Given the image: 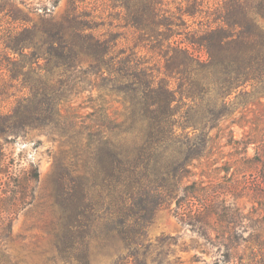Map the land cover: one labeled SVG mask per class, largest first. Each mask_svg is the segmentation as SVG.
Returning <instances> with one entry per match:
<instances>
[{"label": "trees", "instance_id": "1", "mask_svg": "<svg viewBox=\"0 0 264 264\" xmlns=\"http://www.w3.org/2000/svg\"><path fill=\"white\" fill-rule=\"evenodd\" d=\"M58 2L49 0V5ZM83 2L68 0L63 14L53 17L47 5L23 12L19 5H27L24 1L0 0V104L8 106L0 105V139L49 128L61 118L54 105L73 96L69 92L64 97L67 92L59 90L70 91L71 83L78 95L86 90L84 84L91 83L90 93L111 86V93L126 95L124 133L146 132L139 143L124 140L129 145L112 133L97 141L90 133L69 136V161L54 159L50 193L53 204L64 211L65 233L77 234L81 217L86 210L91 213L87 190L92 180L91 187L110 189L105 211L93 208L91 214L92 224H104L109 239L137 247L159 209L187 200L188 207L178 213L180 221L205 228L201 236L220 239L225 263L235 264L242 241L253 240L257 248L249 254L250 264H264V223L257 234L241 238L238 230H252L244 224L250 213L227 198L238 199L236 191L251 194L264 212V126L251 123L239 141L229 130L228 145L242 144L245 152L252 145L255 150L242 162L248 169L242 183H231L222 197L196 189L194 181L190 187L182 185L193 161L208 158L214 140L228 130L220 124L231 114L227 106L232 96L255 95L264 87V0H104L111 10L105 18L96 9L80 7ZM122 30L133 31L132 46ZM141 49L150 56H143ZM83 65L87 68L81 70ZM76 69L83 79H71ZM202 109L203 122L197 118ZM96 115L117 124L106 112ZM82 127L77 124V129ZM170 148L173 153L165 155ZM3 162L0 144V176L5 175ZM37 177L26 174L12 189L0 191L4 231L11 230L15 202L26 198ZM197 198L200 205L194 209L192 200ZM84 232L78 230L81 236Z\"/></svg>", "mask_w": 264, "mask_h": 264}, {"label": "rangeland", "instance_id": "2", "mask_svg": "<svg viewBox=\"0 0 264 264\" xmlns=\"http://www.w3.org/2000/svg\"><path fill=\"white\" fill-rule=\"evenodd\" d=\"M17 1H24L28 5H19L23 12L30 7L47 5L53 17L62 15L68 6V0H59L53 8L50 7L49 0ZM79 6L87 10L96 9L95 14L104 18L111 11L105 7L104 0H84ZM40 13L42 10H39ZM122 31L125 33L127 44L132 46L133 31ZM148 47L147 45L146 48ZM141 54L150 56L145 49H141ZM80 68L84 70L87 66L83 65ZM78 70L73 72L71 79H83V75H80ZM72 86H74L73 83L69 85L70 91H66L67 88L59 90V93L67 92L64 93V97H67L69 92L73 96L63 98L59 104L54 105L53 111L58 109L61 118L54 120L49 128L26 129L17 135L0 139L3 148V171H5V175L0 176V191L12 189L14 184L26 174L38 176L36 181L34 179L30 182L26 198L15 202L18 211L12 220L11 230L4 231L3 227H0V264H232L224 262L226 249L221 246L220 239H217L214 234L208 237L201 236L205 228L197 224L194 229L180 221L178 213L188 207L187 200H179L178 204L172 202L159 209L152 223L147 227V238L141 245L129 248L126 246L127 243L119 238L109 239L104 224H100L99 227L92 224L91 214L93 208L100 213L105 211L111 199L110 189H107L106 185L102 186V191L98 185L96 188L91 187L92 180L89 181L87 190V205L91 213L86 210L85 215L81 217L79 222L83 225L77 227V234L73 233L72 237L71 234L65 233L64 211H60L53 204L54 199L50 193L54 189L52 182L55 174L54 159L62 156L63 161H69L67 152L73 144L69 136H73L77 131L78 135L84 137L90 133L97 141L98 138L112 133L117 136L121 144L129 145L124 140L130 142L135 138L139 143L143 132H146L145 130L142 133H124L128 126L124 123L126 104L124 105L123 102L126 95L111 93V86L107 88V91L99 92L94 89L90 93L91 83L84 84L86 90L78 95L79 90ZM247 90L250 92L251 89L247 88ZM263 91L262 86L255 95L232 96L231 104L227 106L231 114L220 124L221 128L228 126V130L225 129L219 133L208 158L193 161L190 168L191 174L183 180V186L190 187L191 182L194 181L196 189L203 187L204 190L214 191L217 196L222 197L231 183L236 180L242 183V173L248 170L242 162L245 158L252 157L255 150L252 145L248 147L247 152L242 144L237 148L228 145L229 130L232 131L234 139L239 141L248 133L251 123L264 126ZM212 97V95L208 96L209 99ZM206 102L205 99L204 103ZM100 110L104 114L106 112L110 118L116 119L117 124L111 120L105 121L98 118L96 111ZM205 116L206 111L202 109L197 118L203 122ZM77 124H82L83 127L77 129ZM211 134L214 136L216 131L214 130ZM173 151L170 148L165 155L169 156ZM90 173L89 170V175ZM180 195L184 196L182 193ZM235 195L239 198L235 200L228 196V200L239 207H245V214L250 213V220L245 221L244 224L247 227L251 226L252 230L251 228L238 230L241 233L237 234L245 239L250 233L260 232L259 227L264 223V212L256 200L250 197L251 194L247 197L243 192L236 191ZM200 201V198L192 200L194 209L200 205ZM256 211L258 212L254 213ZM79 229L85 231L82 236L78 233ZM261 238L264 239V233ZM252 243L253 240L248 243L242 241L238 247V254L235 255L237 260L235 264H250L249 254L256 247Z\"/></svg>", "mask_w": 264, "mask_h": 264}]
</instances>
